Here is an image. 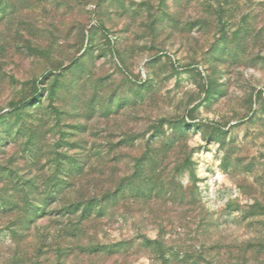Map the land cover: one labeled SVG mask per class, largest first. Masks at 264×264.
I'll return each instance as SVG.
<instances>
[{
	"label": "rangeland",
	"instance_id": "374dc122",
	"mask_svg": "<svg viewBox=\"0 0 264 264\" xmlns=\"http://www.w3.org/2000/svg\"><path fill=\"white\" fill-rule=\"evenodd\" d=\"M1 5L0 159L28 158L17 129L39 117L40 172L54 170L52 151L108 154L101 194L156 147L167 168L161 191L120 199L87 223L93 238L78 230L68 254L31 249L24 264H264V0ZM12 104L21 115H7ZM184 147L190 163L180 167ZM64 221L46 219L51 232ZM91 241L96 252L79 251ZM13 252L0 228V264Z\"/></svg>",
	"mask_w": 264,
	"mask_h": 264
},
{
	"label": "trees",
	"instance_id": "16d2710c",
	"mask_svg": "<svg viewBox=\"0 0 264 264\" xmlns=\"http://www.w3.org/2000/svg\"><path fill=\"white\" fill-rule=\"evenodd\" d=\"M0 8L2 10L4 7L1 5ZM80 34L82 40L84 38L87 40L84 37V30ZM218 45L216 47L220 49L222 55L224 47ZM10 107L11 110L7 115L18 111L17 106L12 104ZM29 122L30 125L17 129V132L27 134L25 146L29 151L28 158L22 159L21 162L13 153L0 159V228H5L11 233V246H14L12 256L4 264H24L23 261L31 249L37 256L41 252L48 253L50 248H54L57 258H60L75 249L72 242L75 239L83 236L93 238L95 231L91 236H87L89 235L87 223L90 227L108 206H114L125 197L150 198L154 192L161 191V188L166 186L164 173L167 168L160 157L164 152L160 147H156L153 153L150 151L146 153L148 158H145V164L134 163L133 172L126 178V182L123 180L116 186L106 182L101 194L96 192L95 182L105 173H110L112 159L108 154L94 161L83 155L63 160L59 153L52 151L51 161L54 170L47 173L40 172V156L36 152L41 147V120L39 117H34ZM181 153L183 157L187 154L186 147L181 148ZM179 163L180 167H183L190 163V159L185 156ZM21 165L23 169L19 174ZM15 178L18 180H14ZM30 197H32L31 205L26 206ZM179 197L184 198L182 195ZM53 206L56 207L54 211L50 210ZM50 216L65 218L66 221L51 232V225L46 222L47 217ZM42 221L43 225H38V222ZM78 230L82 237L77 236ZM150 242L159 243L158 239L150 240L146 237L142 238L141 243L146 246ZM115 245L107 246L105 250L116 251ZM96 246L91 241L88 247L79 251L92 254L96 252ZM35 258L39 263V258Z\"/></svg>",
	"mask_w": 264,
	"mask_h": 264
}]
</instances>
